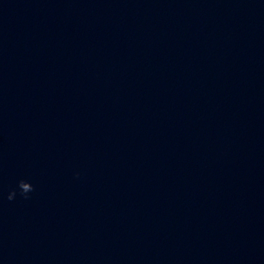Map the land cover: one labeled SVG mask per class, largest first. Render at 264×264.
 I'll use <instances>...</instances> for the list:
<instances>
[{"label": "water", "instance_id": "water-1", "mask_svg": "<svg viewBox=\"0 0 264 264\" xmlns=\"http://www.w3.org/2000/svg\"><path fill=\"white\" fill-rule=\"evenodd\" d=\"M0 264H264V0H0Z\"/></svg>", "mask_w": 264, "mask_h": 264}, {"label": "clouds", "instance_id": "clouds-1", "mask_svg": "<svg viewBox=\"0 0 264 264\" xmlns=\"http://www.w3.org/2000/svg\"><path fill=\"white\" fill-rule=\"evenodd\" d=\"M17 189L19 190V194L24 198L28 199L29 198V193L33 192L35 189L33 185L25 180H20L18 181L17 184ZM16 196V190L14 189L8 196L9 200L14 199Z\"/></svg>", "mask_w": 264, "mask_h": 264}]
</instances>
